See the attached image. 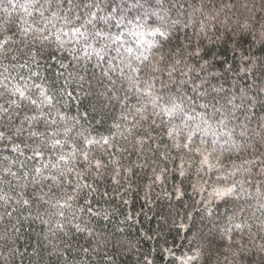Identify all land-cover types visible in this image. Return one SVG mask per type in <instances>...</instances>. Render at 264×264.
Masks as SVG:
<instances>
[{"label": "trees", "instance_id": "16d2710c", "mask_svg": "<svg viewBox=\"0 0 264 264\" xmlns=\"http://www.w3.org/2000/svg\"><path fill=\"white\" fill-rule=\"evenodd\" d=\"M0 264H264V0H0Z\"/></svg>", "mask_w": 264, "mask_h": 264}, {"label": "snow or ice", "instance_id": "6c2138e0", "mask_svg": "<svg viewBox=\"0 0 264 264\" xmlns=\"http://www.w3.org/2000/svg\"><path fill=\"white\" fill-rule=\"evenodd\" d=\"M227 190H221V189H217L216 190V195L217 196H221L222 194H224Z\"/></svg>", "mask_w": 264, "mask_h": 264}]
</instances>
